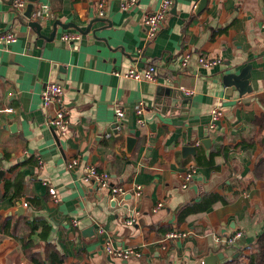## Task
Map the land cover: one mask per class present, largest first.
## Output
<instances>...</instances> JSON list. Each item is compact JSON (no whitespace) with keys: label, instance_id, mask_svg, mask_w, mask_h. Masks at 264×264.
I'll return each instance as SVG.
<instances>
[{"label":"crops","instance_id":"1","mask_svg":"<svg viewBox=\"0 0 264 264\" xmlns=\"http://www.w3.org/2000/svg\"><path fill=\"white\" fill-rule=\"evenodd\" d=\"M159 1L137 0L124 12L122 0H106L99 17L94 0H38L32 12L43 2L51 16L33 20L0 0V35L15 37L0 44V264H202L210 254L245 264L253 253L264 231V0H174L146 42L142 19ZM67 33L80 37L61 40ZM200 58L220 63L205 68ZM150 64L155 83L115 75ZM243 70L249 92L223 84ZM46 82L63 88L64 135L47 124ZM214 109L222 116L210 128ZM87 166L106 172L123 196L85 182ZM203 196L216 201L179 222V211ZM235 232L242 237L226 246ZM107 239L141 257L106 255Z\"/></svg>","mask_w":264,"mask_h":264},{"label":"built area","instance_id":"2","mask_svg":"<svg viewBox=\"0 0 264 264\" xmlns=\"http://www.w3.org/2000/svg\"><path fill=\"white\" fill-rule=\"evenodd\" d=\"M5 2H9L11 8L17 13L23 14L26 10L29 2L28 0H2ZM95 7L97 10V14L99 17H104V11L106 6V0H94ZM137 3V0H122L121 10L126 12L128 9L133 7ZM174 4V0H160L157 8L152 12H147L144 14L142 23L145 28L144 36L146 42H151L155 39L157 33L160 28L164 25L167 16L169 15L172 6ZM51 16L50 6L47 3L38 2L35 6L34 11L31 13L30 18L33 20H44ZM80 37L79 33H70L63 34L61 36V40L66 42H72L74 40H78ZM264 37V34H263ZM15 41V37L12 33L7 32L5 34L0 35V44H9ZM189 56L185 54L179 60L180 66L185 68L188 66ZM199 63L205 67L210 68L216 66L220 63V60H208V59H199ZM117 76H123L125 78H129L138 82H146V83H155L158 80V70L156 64H150L146 68H138L136 66L131 67L126 73L118 74ZM186 94L189 92L184 91ZM41 100H42V108L47 111L48 118L47 124L48 126L54 130L56 134L64 135L68 130V118H69V110L67 109L64 100H63V88L56 82H46L41 91ZM136 115L139 117L137 122L139 124L143 123V113L144 107L142 103L136 106L135 110ZM116 120L119 122L122 120L124 113L120 108L115 109ZM222 116V112L218 109H214L211 112L210 117V128H215L216 123L220 120ZM120 129V126L117 127ZM76 160H73L69 167H74L76 165ZM191 179V174H187L185 176V181L188 182ZM84 181L87 183L94 184L98 190L110 188L109 185V175L104 172L98 170L95 166H87L85 168L84 173ZM50 195L53 199H55V190L53 188L48 189ZM110 194L112 198L122 197L123 190L120 187H112L110 188ZM135 196H140V187H137ZM26 207V203L23 204ZM137 212L132 211V215L128 220H126L127 225H131L134 222V218ZM73 225L77 224V221H72ZM98 233L103 234V230L98 228ZM184 236V235H181ZM180 235L178 234H169L167 238H178ZM242 237L241 232H235L228 238L224 239L223 242L226 246H232L235 244L237 240ZM102 250L108 256L120 258V259H128L130 257L140 258L141 254L135 250L131 249H117L114 248L109 240H105L102 244Z\"/></svg>","mask_w":264,"mask_h":264},{"label":"water","instance_id":"3","mask_svg":"<svg viewBox=\"0 0 264 264\" xmlns=\"http://www.w3.org/2000/svg\"><path fill=\"white\" fill-rule=\"evenodd\" d=\"M38 0H28L29 4L26 8V12H25V16L27 18H30V15L32 13L33 10V3H36ZM206 0H202V3H204ZM31 25L34 26L35 28H37L38 30V24L36 22H31ZM43 65V72L44 75L46 73V71L50 68L49 64H42ZM60 71H62V69H59ZM248 74L245 70H243L241 73H239L238 75H234V74H227L225 76H223L222 80H223V84L226 87H233V88H238V92L239 94H244L246 92H249V86L247 84L248 87H245L246 83H248V78H247ZM247 88V89H246ZM163 92L165 93L166 97L168 98H176V94L174 92H172V90L170 89H164ZM129 141H131V139H129ZM204 142L207 143V140H204ZM130 145V144H129ZM184 152L186 153H195V150L192 146H186L184 147ZM223 260V255L222 254H210L207 257L204 258V260L202 261V264H220L221 261Z\"/></svg>","mask_w":264,"mask_h":264},{"label":"trees","instance_id":"4","mask_svg":"<svg viewBox=\"0 0 264 264\" xmlns=\"http://www.w3.org/2000/svg\"><path fill=\"white\" fill-rule=\"evenodd\" d=\"M219 152L220 151L217 150V148H214V150H212L209 155V160L211 161L212 158ZM197 157V160L199 161L200 155L198 154ZM210 164L211 162L208 163V165ZM208 200L210 201L208 203H205ZM214 201H216L215 196H203L199 202L183 207L179 211L178 221L181 222V220H183L189 214L207 210ZM61 260L62 259H53L51 260V264H59ZM222 264H237V259L225 261ZM245 264H264V231L260 235H258L254 245L253 253L249 255V257H247V261Z\"/></svg>","mask_w":264,"mask_h":264}]
</instances>
